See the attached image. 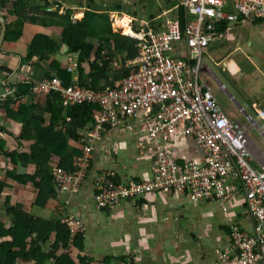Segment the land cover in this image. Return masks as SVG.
Segmentation results:
<instances>
[{
    "label": "crops",
    "instance_id": "crops-1",
    "mask_svg": "<svg viewBox=\"0 0 264 264\" xmlns=\"http://www.w3.org/2000/svg\"><path fill=\"white\" fill-rule=\"evenodd\" d=\"M58 2L61 5L59 12L71 10L73 21L83 19L88 10L107 14L114 32L118 31V19L121 24L119 28H123V31L125 26L141 31L147 23L163 29L172 19L177 18L182 24L185 21L180 14L182 0ZM146 6L150 8L142 13ZM2 11L0 5V14L3 15ZM5 19L7 23H12L16 17L7 15ZM221 24L224 37L213 41L204 52L201 81L214 90L217 99H222L227 107L223 110L230 119L240 123L242 121L239 119H254L250 124L244 121L242 124L248 129L256 147L264 153V17ZM22 30L18 40H4L2 43L0 94L27 80L29 73H32L34 80L46 78L53 59L65 67L72 58L78 57L77 53H69L63 45L60 29L56 26L46 28L26 22ZM37 33L50 35L60 44L61 50L35 67L22 65L28 45ZM14 95L0 96V180L7 184L0 201V220L6 226L14 224L3 205L6 197L9 196L11 203L17 207L33 212L31 206L37 195L33 186L20 184L6 175L7 170L14 168L18 172L33 170V166L24 168L12 163L7 156V153L22 151L31 145V142L17 139L22 124L8 117L5 102ZM44 101L39 98L34 103L42 106ZM30 103L31 96L28 94L17 97L9 108L17 111L19 106L29 108ZM221 106L223 108V104ZM140 119L141 116L127 118L117 127L106 125L100 137L93 139L91 164L79 188L76 191L56 189V196L49 198L43 208H37L35 215L58 221L64 214L72 212L84 220L83 250L74 248L76 250L70 251L73 258L78 255L77 250L81 256H86L89 261L83 264H125L127 261L133 264H220L219 253L231 240V225L239 224L250 234L255 232L241 190L223 205L219 201L191 200L189 192L155 191L141 195L135 201L120 202L112 208L97 207L95 180L98 174L110 173L116 182L122 183L143 181L153 176L154 139L142 129ZM252 128L257 130L253 136L250 134ZM180 131L181 128L177 129L170 141L171 159L179 163L188 160L203 162L205 157L196 141ZM78 145V142L70 140L71 147L77 148ZM55 162L53 157L52 165ZM55 235L53 233L52 239ZM5 239L10 238L0 237V241ZM49 245L46 243L43 249H48ZM66 251L61 247L57 254ZM259 251L264 255V245Z\"/></svg>",
    "mask_w": 264,
    "mask_h": 264
},
{
    "label": "built area",
    "instance_id": "built-area-1",
    "mask_svg": "<svg viewBox=\"0 0 264 264\" xmlns=\"http://www.w3.org/2000/svg\"><path fill=\"white\" fill-rule=\"evenodd\" d=\"M182 6L183 24L176 18L163 29L147 23L136 32L139 50L131 72L113 85L65 84L58 76L34 80L28 74L36 95L53 90L60 93L65 107L96 105L93 129L81 141L76 169L70 174L53 166L54 183L60 191H76L89 171L93 139L100 137L106 125L117 127L127 118L141 116L142 129L154 139L153 176L122 183L110 173L98 174L97 207L112 208L155 191L189 192L191 200L223 205L241 190L255 232L231 225V240L219 253L220 264H264L259 251L264 245V153L253 143L248 129L230 119L214 90L201 81L204 52L225 34L218 24L263 18L264 0H182ZM14 90L8 88L0 96L13 95ZM179 128L196 141L203 162L171 159L170 141ZM61 221L68 227L71 241L86 231L84 220L75 213L64 214Z\"/></svg>",
    "mask_w": 264,
    "mask_h": 264
},
{
    "label": "trees",
    "instance_id": "trees-1",
    "mask_svg": "<svg viewBox=\"0 0 264 264\" xmlns=\"http://www.w3.org/2000/svg\"><path fill=\"white\" fill-rule=\"evenodd\" d=\"M0 5L5 18L7 15L16 17L14 22L7 23L5 41L18 40L26 22L46 28L56 26L61 30V42L66 45L68 52L78 54L76 73L68 71L53 59L49 63L50 70L46 72V77L58 76L65 84H70L77 76L79 83L98 88L113 85L115 81L130 74L131 62L138 54L139 41L122 35L121 32H114L107 14L88 10L83 19L73 21L71 10L59 12L61 5L58 0H0ZM49 5L57 6V9L42 8ZM180 14L184 16L183 7ZM221 23L218 24V29H221ZM59 48L60 44L50 35L37 33L32 37L21 64L35 67L57 54ZM4 69L11 71L7 67ZM27 80L15 84L14 98L8 97L5 106L8 117L15 118L22 124V131L17 139L31 142V145L28 149L7 153V156L12 163L24 168L33 166V170L18 172L14 168L7 170L6 175L20 184L33 186L37 195L31 206L33 212L17 207L11 203L9 196L6 197L3 205L14 224L6 226L0 220V237L10 238L0 241V264H50V261L54 264L87 263V257L81 256L78 250L77 258H73L70 253L76 249L83 250L81 233L71 241L70 231L65 223L35 214L37 208H43L49 198L57 194L51 167L53 157L57 163L54 164L70 174L76 169V157L82 152L81 141L93 129V111L96 105L79 103L65 107L61 105L60 93L49 90L40 96L35 95L33 81ZM28 94L31 96L29 108H24L25 105L23 108L19 106L17 111L13 107L9 108L17 97ZM39 98L45 99L42 106L34 103ZM70 140L78 142L79 147H71ZM6 185L0 180V201ZM53 233L56 235L52 239ZM46 243L50 245L45 250L43 248H46ZM61 247L67 251L58 255L57 251ZM125 264L133 263L127 261Z\"/></svg>",
    "mask_w": 264,
    "mask_h": 264
},
{
    "label": "rangeland",
    "instance_id": "rangeland-1",
    "mask_svg": "<svg viewBox=\"0 0 264 264\" xmlns=\"http://www.w3.org/2000/svg\"><path fill=\"white\" fill-rule=\"evenodd\" d=\"M148 8H150V6H146V8L145 9H142L141 10V12L143 13V12H147V9ZM143 17L145 16V15H142ZM123 24V23H122ZM60 29V28H59ZM113 29V28H112ZM118 29V31L117 32H121V34L122 35H126V36H130V37H133V38H135V37H137L136 36V33H135V31L132 29V31H133V33L132 34H130V35H127V34H125L124 33V31H123V28H117ZM60 33H61V30H60ZM63 45H65L64 43H63ZM66 46V45H65ZM59 50H61L60 48H59ZM28 75V74H27ZM27 77V76H26ZM218 101L221 103V104H223V109L225 110L227 107L224 105V103H223V101H222V99L220 98V97H218ZM234 102V101H233ZM239 120H241L242 122L244 121V122H247L248 124H250V121H249V119H239ZM254 120V119H253ZM249 121V122H248ZM241 122V123H242ZM257 130L255 129V128H252L251 129V131H250V134H251V136H253L254 135V133H257L256 132ZM77 258V257H76Z\"/></svg>",
    "mask_w": 264,
    "mask_h": 264
},
{
    "label": "water",
    "instance_id": "water-1",
    "mask_svg": "<svg viewBox=\"0 0 264 264\" xmlns=\"http://www.w3.org/2000/svg\"><path fill=\"white\" fill-rule=\"evenodd\" d=\"M56 7L54 6H44L43 9L46 10H51V9H55ZM0 24H1V29H0V51H1V46L2 43L4 42V38L6 35V31H7V22L6 19L4 18V16L2 14H0Z\"/></svg>",
    "mask_w": 264,
    "mask_h": 264
},
{
    "label": "clouds",
    "instance_id": "clouds-1",
    "mask_svg": "<svg viewBox=\"0 0 264 264\" xmlns=\"http://www.w3.org/2000/svg\"><path fill=\"white\" fill-rule=\"evenodd\" d=\"M50 2H52V1H50ZM49 6H52V5H49ZM54 7H56L54 10H56L57 9V6H54ZM43 8V7H42ZM137 31H135V33H136ZM69 65H74V68H73V70H69L68 69V66ZM77 65H78V57H76V59H74V58H72L69 62H68V64L65 66V68L68 70V71H70V72H72V73H76V71H77ZM75 81H77V82H79L78 81V77L77 76H75V79L73 80V82H75ZM72 82V83H73ZM71 84V83H70ZM81 84V83H80ZM42 94V93H41ZM41 94H39L38 96H40ZM36 95V94H35ZM70 118V117H69ZM67 119V118H66ZM252 120L253 119H251V122H252ZM56 163V162H55ZM57 164V163H56ZM56 164H53V165H51V167H52V171H53V166H55ZM53 173V172H52ZM53 177H54V175H53ZM55 184V183H54ZM56 186V185H55ZM57 189V188H56ZM58 190V189H57ZM61 221V220H60Z\"/></svg>",
    "mask_w": 264,
    "mask_h": 264
},
{
    "label": "bare ground",
    "instance_id": "bare-ground-1",
    "mask_svg": "<svg viewBox=\"0 0 264 264\" xmlns=\"http://www.w3.org/2000/svg\"><path fill=\"white\" fill-rule=\"evenodd\" d=\"M116 25L119 27H121V24H120V19H118L117 21H116ZM124 33L125 34H127V35H130V34H132L133 33V31H132V29H131V27L130 26H125L124 27Z\"/></svg>",
    "mask_w": 264,
    "mask_h": 264
}]
</instances>
